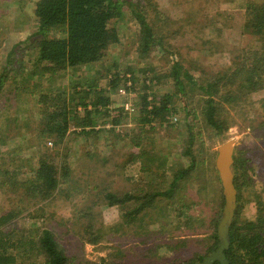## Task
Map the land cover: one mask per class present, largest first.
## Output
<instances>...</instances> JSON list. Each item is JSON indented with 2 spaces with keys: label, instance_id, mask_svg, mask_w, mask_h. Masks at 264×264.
<instances>
[{
  "label": "rangeland",
  "instance_id": "rangeland-1",
  "mask_svg": "<svg viewBox=\"0 0 264 264\" xmlns=\"http://www.w3.org/2000/svg\"><path fill=\"white\" fill-rule=\"evenodd\" d=\"M37 1L0 0V75L10 65L11 78L6 81L0 100V175L3 176L1 182L6 183L0 187V215L4 206L6 209L8 206L14 208L12 199L19 204L23 203L20 200L26 201L28 207L13 222L16 228L14 234L22 236V231L27 234L31 230L51 229L70 253H80L89 262L111 259L124 264H181L194 260L198 254H206L209 246L205 245V241L210 242L212 224L221 202V182L213 163L207 162L202 167H205L202 182L209 185L204 192L205 198L202 200L200 185L194 180L187 192L189 204L193 201L199 204L189 213H182L180 205H170L169 201V207L162 203L143 222L130 224L120 213L119 206L109 207L101 197L109 191L123 190L152 194L158 184L155 168H159L158 174L161 171V176L165 175V183L161 181L159 186L165 185V189L169 187L173 172L167 169L170 166L176 169L178 163H182L183 168L188 164L182 151L190 128L199 139L196 146L206 159L218 153L226 142L234 141L235 154L244 152L245 156L254 160L246 175L248 180L244 189L242 216L248 220L255 219L257 203L264 202V89L251 87L243 90L242 95L233 90L231 98L234 101L226 96L220 97V102L223 99L230 101L229 104L225 102L223 107L230 110L226 116L231 122L229 130L221 136L207 125L205 114H202L208 96L201 90V85L231 74L236 59L246 56L248 53L245 50L258 44L245 33L244 26L248 4H260L264 0H154L163 13L156 17L154 23L166 37V43L177 48L178 56L181 55L179 58L197 82L194 86H187L188 95L183 99H178V87L175 88L173 79L167 76L172 65L170 56L158 50L152 60H141L133 45L140 30L133 18V8L138 4L144 8L146 1L125 0L132 2L133 8L119 21L122 43L110 48L101 62L104 68L102 73L108 77L119 72L121 77L131 69L137 81L134 92L127 93L124 98L120 94L123 83L119 84L116 92H109V79L100 80L99 88L106 89L105 95L112 98L110 109L127 105L131 109L135 97L136 102H140V95L154 92L162 96L167 93L174 96V108L182 107H179L183 102L181 100L186 102L187 117L181 109L180 114L175 116L178 120L173 128L163 126L164 130L158 127L155 132L142 134V130L137 129L139 123L133 116L134 112L130 110L129 118H125L118 128L131 133L134 141L137 139L132 145L128 140L115 139L107 132L114 128L111 117H105L104 113L98 116L94 114L93 126L99 133L88 139L72 135L68 142L69 154L65 153L68 154L67 159L64 158V145L56 154V163L66 161L74 171L72 180L77 182L74 194L70 197V193L66 192L68 188L60 186L53 198L33 206L30 204L35 197L28 198L31 193L26 191L25 186L29 188L27 185L34 178L33 172L38 168L40 158H52L55 153L52 141L42 139L41 122L46 118L47 108L43 106L41 96L51 91L54 96L66 93L68 103L73 104L72 88L80 83L82 77L93 79L99 73L97 65L84 67L75 74L70 70L44 73L42 64L40 67L34 65L37 50L34 42L28 38L37 32ZM12 51H17V54L9 56ZM12 68L15 70L12 71ZM148 68L151 70L148 71L149 75L157 81V88L154 87L152 92L145 91L144 86V80L149 77L145 73ZM152 98L150 96L148 100ZM79 111L82 116L86 115L82 107ZM137 146L145 152L149 151V157L143 158V151ZM128 152L136 157V161L125 166ZM148 165L151 169L146 167ZM86 210L94 218L91 225L96 229V234L104 235V240L97 244L89 242L90 238L85 235L86 228L80 224L83 221H78V214ZM187 215L194 218L193 223L187 224ZM31 260L24 259L18 264H30ZM42 261L36 258L33 262L40 264Z\"/></svg>",
  "mask_w": 264,
  "mask_h": 264
},
{
  "label": "trees",
  "instance_id": "trees-1",
  "mask_svg": "<svg viewBox=\"0 0 264 264\" xmlns=\"http://www.w3.org/2000/svg\"><path fill=\"white\" fill-rule=\"evenodd\" d=\"M145 1L147 6L145 5L144 8L139 7V4L133 8L132 2H126L125 0H38L36 2L37 32L28 38V40L34 42L37 50L34 65L40 67L42 64L44 73L55 74L68 70L74 71L73 74H75L84 67L97 65L96 68H98L97 72L99 73L93 79L82 77L80 83L72 88V99L75 101L74 103L71 99L73 104L68 103L66 93H57L54 96L51 91L41 96L43 99L41 102L47 108L46 118L42 119L41 122L42 135L45 137H42V139L52 141V148L55 149V153L52 158L45 156L40 158L39 166L33 172V180L28 185L26 184L29 188L24 185L26 191L31 193L28 198H32L33 195L35 197L30 205L34 206L53 198L60 186H66L68 188L66 192L70 193V197H72L71 195L74 194V189L77 187L76 180H72L74 171L66 161L56 163V154L60 152V147L63 145L65 146L63 147L64 154L69 152L68 142L72 135L88 139L99 133L93 126L94 114L98 116L104 113L105 117H111L114 128L107 132L111 134V137L113 136L115 139L124 138L132 145L135 144L137 139L134 141L131 133L127 130H121L123 129L121 127L118 128L125 118H129L130 110L134 112L133 116L136 117V122L139 123L137 129L142 130V134L155 132L158 127L164 130L163 126L173 128L175 121L178 120L175 116L180 114L179 110L181 109L186 112L187 117V104L184 100L180 102L179 107L182 106L180 109L174 108L172 103L174 96L172 94L166 93L157 96L158 94L151 91L154 87V89L157 88V81L149 75L150 68L145 71L149 77L144 80V86L145 91H150L152 94L137 96L140 102H136L135 97L132 101L134 102L133 108L130 110L126 107L110 109L113 105L112 98L105 95L106 89L99 88L100 80L108 78L109 92H116L120 83L124 84L122 90L126 94L134 92L137 81L134 71L130 69L121 77L119 72L112 73L107 77L102 73L104 68L101 64L110 48L119 46L122 43L119 21L131 8L134 10L133 18L140 29L133 44L138 51L139 58L141 60H152L154 53L158 50L170 56L172 65L169 68L170 71L167 72V76L173 79L175 88L178 87L176 95L178 99H183L188 95L186 89L188 85H196L194 75L179 58L181 55L178 56L175 50L177 48L172 47L169 42L166 43V37L154 23L157 20L156 17L161 16L163 13L154 0ZM246 17L245 33L251 35L254 42L258 44L249 50H245L248 53L246 56L242 55L241 58L236 59L235 69L231 74L216 77L205 85H201V90L208 96V100L205 101L206 105L202 108V114H205L207 125L217 135L221 136L229 130L231 122L226 116V114H230V110L223 107L225 102L229 104L230 101L223 99L220 102V97L226 96L234 101L231 98L233 90L242 95L243 90L251 87L253 89H264V3L248 4ZM163 19L165 20V18ZM17 51H12L9 56L17 54ZM9 67L10 65L6 66L0 75V100L4 95L6 81L11 79L9 78ZM13 70L15 69L12 68ZM33 74L35 75V72ZM150 96L153 98L148 100ZM86 100L91 102L87 103ZM81 107L86 111L85 116H82L79 111ZM76 128L81 130L77 131ZM188 135L189 137L184 141V150L182 151L183 157L188 160V164L183 168L184 165L178 163L176 169L178 167L183 169L180 168L177 171H175V168L172 169L171 166L167 169L169 172H173L169 187L165 189V185L159 186L161 181L165 183V180H163L165 175L161 176V171L158 174L159 168H155L154 172L157 175L158 184H156L157 188L152 194H139L138 192L135 194L124 190L114 193L109 191L101 196L103 197L102 202H105L109 207L119 206L120 213L130 224L143 222L151 211L157 207L159 208L162 203H166V207L174 204L180 205L182 213H189L190 210L198 208L197 205L199 204L195 201L189 204V194L187 192L191 189L194 180L200 185L199 193H202V200L205 198L204 192L209 188V185L202 182V172L205 169V167H202L207 162L213 163L214 171L218 175L219 171L216 166L218 153H213L210 159H206L200 148L198 149L196 146L199 139L193 134L192 128L188 129ZM188 135L186 133V137ZM137 147L140 148V146ZM141 150L143 151V158H148L151 154L149 151ZM240 153L234 155V165L232 167L234 184L238 192L237 209L230 229V247L224 252L225 258L229 261V264H264V202L257 203L258 208L255 219L248 220L242 216L243 203L245 202L244 189L247 188L248 180L246 175L249 165L254 160L249 156H245L244 152ZM68 154L64 155L65 159H67ZM125 157L127 158L125 166L136 161V157L134 158L130 152ZM146 167L150 168L149 165ZM2 177L0 175V187L6 185V183L1 182ZM129 180L127 179V181ZM98 195L99 193L96 196L98 197ZM20 202L23 203L19 204L15 199H12L11 205H14V208L8 206L6 209V206H4L6 210L3 209L0 215V264H18L24 259H33L30 264H37L33 262L36 258L43 259L40 264H124L121 261L111 259L89 262L80 253L71 252V254L65 245L61 243L58 236L48 228L31 230L26 232L27 234L22 231V236H16L14 234L16 228L13 226V222L24 209H28L26 201L20 200ZM219 202V209L212 224L213 232L209 237L210 242L205 241V245L209 246L208 251L204 255H196L195 259L190 262L181 264H202L205 258L210 257L220 247L218 225L226 204L222 182ZM88 212L86 210L79 213L78 221H83L80 224L86 228L85 235L90 238L89 242L97 244L98 241L104 240V235L96 234V229L91 225L94 218ZM193 220L192 216H186L187 224L193 223ZM213 264H221V262L216 261Z\"/></svg>",
  "mask_w": 264,
  "mask_h": 264
},
{
  "label": "water",
  "instance_id": "water-1",
  "mask_svg": "<svg viewBox=\"0 0 264 264\" xmlns=\"http://www.w3.org/2000/svg\"><path fill=\"white\" fill-rule=\"evenodd\" d=\"M234 155V141L226 142L218 149L216 166L219 171V179H221L222 182L223 193L226 201L222 217L218 225V235L221 244L210 257L204 259L202 264H213L216 261L221 262V264H229V261L225 258L224 252L230 247V229L237 209L238 194L234 184V173L232 170L234 165Z\"/></svg>",
  "mask_w": 264,
  "mask_h": 264
},
{
  "label": "built area",
  "instance_id": "built-area-1",
  "mask_svg": "<svg viewBox=\"0 0 264 264\" xmlns=\"http://www.w3.org/2000/svg\"><path fill=\"white\" fill-rule=\"evenodd\" d=\"M120 94H121L122 96H127L126 92H125L124 90H122V89H121V91H120ZM126 108L129 109V108H128V105H127ZM129 110H130V109H129Z\"/></svg>",
  "mask_w": 264,
  "mask_h": 264
}]
</instances>
